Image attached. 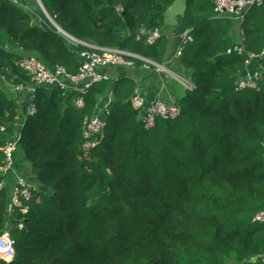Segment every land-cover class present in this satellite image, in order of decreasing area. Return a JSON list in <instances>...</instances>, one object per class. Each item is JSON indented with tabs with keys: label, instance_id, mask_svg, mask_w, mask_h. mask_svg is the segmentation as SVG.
Here are the masks:
<instances>
[{
	"label": "trees",
	"instance_id": "1",
	"mask_svg": "<svg viewBox=\"0 0 264 264\" xmlns=\"http://www.w3.org/2000/svg\"><path fill=\"white\" fill-rule=\"evenodd\" d=\"M176 1L41 0L71 38L157 62ZM215 1L186 0L180 26L193 42L183 50L184 77L196 88L178 100V118H159L153 129L132 107V89L111 81L92 87L82 110L75 94L38 88L37 112L21 130L26 112L0 89L8 131L0 135V166L9 136L20 133L16 169L20 154L36 180L27 213L11 209L10 188L0 190V237L8 233L16 244L14 260L0 264H260L264 225L253 220L264 212V74L259 91H236L246 58L227 54L236 23L215 11ZM23 4L0 0V76L30 85L17 64L33 57L77 74L81 53L91 49ZM241 28L248 50L262 53L264 5ZM156 30L161 39L150 45ZM98 115L106 120L103 139L85 161V122Z\"/></svg>",
	"mask_w": 264,
	"mask_h": 264
},
{
	"label": "built area",
	"instance_id": "2",
	"mask_svg": "<svg viewBox=\"0 0 264 264\" xmlns=\"http://www.w3.org/2000/svg\"><path fill=\"white\" fill-rule=\"evenodd\" d=\"M13 3H19V0H10ZM43 12L47 13L41 0H37ZM264 5V0H216L215 11L220 16L230 17L240 23V43L235 44L233 48L227 51V54L237 53L241 57L246 58V68L244 74L237 82L236 91L245 90L259 91V83L264 74V65L260 61L264 58V50L260 54L253 53L248 50L245 44L244 31L241 25L244 23L247 13L255 8ZM120 13L123 12L119 8ZM48 14V13H47ZM49 15V14H48ZM50 20H54L50 17ZM162 33L159 30L154 31L148 38L150 45H155L161 39ZM69 39V38H68ZM70 40V39H69ZM76 44L84 45L91 49L81 53V65L77 74H71L63 67L50 68L37 58H24L17 65L31 77V84L28 86L15 85L14 89L19 94H25L27 97V107L22 124L19 125L21 130L24 126L26 118L36 114V106L34 100L38 88L46 87L50 89H59L66 94H75L73 104L78 109H84L86 106V96L89 91L97 84L110 81L108 69L125 67L134 68L136 62L140 61L145 70H155L157 73L170 74L173 79L181 84L186 90L193 91L196 87L190 80H187L181 74H174L159 65L152 63L151 60L142 56L130 53L121 49L97 48L91 45L74 41ZM193 42L192 36L188 32L180 36L181 54L184 48ZM180 54V55H181ZM113 100L109 98L102 108V113L108 115V109L112 105ZM132 107L142 112V123L147 130L153 129L159 118L168 120L176 119L181 115V108L176 100L165 101L159 97L152 102H147L145 97L140 93H136L131 98ZM106 126V120L100 115L95 116L91 120H86L84 129L85 143L82 148V159L91 161L92 151L96 149L101 140ZM0 135H8L7 127L0 124ZM19 141H21L20 133L14 138L6 142L2 149L4 159L0 166V190H11V209H18L23 213H27V204L33 199L34 186L29 184L21 177L16 169V156L18 152ZM13 181V182H12ZM254 223L264 225V212L258 213L253 220ZM23 226L20 225V229ZM15 241L6 233L0 237V253L3 255L1 260L7 262V258L13 261L16 256ZM260 264H264V255L259 259ZM252 262H257L253 260ZM9 263V262H7Z\"/></svg>",
	"mask_w": 264,
	"mask_h": 264
},
{
	"label": "crops",
	"instance_id": "3",
	"mask_svg": "<svg viewBox=\"0 0 264 264\" xmlns=\"http://www.w3.org/2000/svg\"><path fill=\"white\" fill-rule=\"evenodd\" d=\"M185 7L186 0H179L177 6L171 11V13H169L168 17H166L167 22L166 28L163 30V35L167 37V43H165L166 45L165 47H163L165 48L166 53L162 59V62H157L153 59H149L152 63H155L174 74H181L180 69L175 66V60L181 54L180 36L186 32L180 26V17L184 15ZM239 30L237 36H235L234 32L232 33L234 45L240 43ZM147 71L148 70L145 71L142 65H136L134 68L118 67L108 69L107 73L109 74L112 84H118V87L120 88H131L132 91L130 92V97L134 96L136 93H140L143 97H145L147 102H152L157 97L165 101H178L184 94V89L181 94L174 87V85L171 84L172 81H176L170 74L157 73L155 70H149L148 72ZM145 72H147L148 76H145ZM0 86L9 92V97L15 99L19 103V105L21 106V112L25 111L27 107L26 95L17 93L14 89L15 84L12 81L6 80L1 76ZM109 98H112V100L115 98L113 93L107 95V97H105L103 101L106 102ZM9 137L10 139H12L15 137V134L12 136L10 135ZM17 164L18 174L23 177L29 184L34 186L36 184L35 177L31 173L30 166L23 162V158L20 154H18L17 157ZM11 188L12 186L9 189L10 193L12 190Z\"/></svg>",
	"mask_w": 264,
	"mask_h": 264
},
{
	"label": "rangeland",
	"instance_id": "4",
	"mask_svg": "<svg viewBox=\"0 0 264 264\" xmlns=\"http://www.w3.org/2000/svg\"><path fill=\"white\" fill-rule=\"evenodd\" d=\"M22 3H24V7L27 11H29L34 17H38L39 19H43L44 17L47 18L49 20V23L46 25L47 27H55L54 23L50 20V16L43 12V10L41 9V7L39 6V3L37 0H21ZM42 12V13H41ZM171 13V11L169 12ZM165 22H166V19H165ZM235 29H234V33H235V36H237L238 34V30L240 29V23L236 22L235 21ZM238 25V26H237ZM240 31V30H239ZM70 41L73 42L72 39H70ZM136 69H139V68H136ZM146 71V70H145ZM148 72V71H147ZM147 72H145V76L147 75ZM148 76V75H147ZM172 85H174V87L181 93L184 89V91L186 90L181 84H177L176 82H173L171 83ZM180 85V86H179ZM0 89L3 90L8 96H10L9 92L6 91L3 87L0 86ZM182 94V93H181ZM2 256H1V253H0V260H1ZM7 262H10V259H6ZM229 264H235V263H229Z\"/></svg>",
	"mask_w": 264,
	"mask_h": 264
},
{
	"label": "water",
	"instance_id": "5",
	"mask_svg": "<svg viewBox=\"0 0 264 264\" xmlns=\"http://www.w3.org/2000/svg\"><path fill=\"white\" fill-rule=\"evenodd\" d=\"M179 3V0H177L176 2H175V4L168 10V12L166 13V15H165V19H167L166 17H168V15H169V12L170 11H172L176 6H177V4ZM185 10H186V7H185ZM47 12V11H46ZM185 13V12H184ZM167 22V21H166ZM54 25H55V27L63 34V35H65V37H67V38H69V39H72V40H74V41H77V40H75L74 38H71L70 36H68L66 33H64L55 23H54ZM175 66L177 67V68H179L180 69V71H181V75L182 76H184L185 75V73H186V67H185V65H184V62H183V56H182V54L181 55H179L177 58H176V60H175ZM10 76L12 77L13 76V74L11 73L10 74ZM21 141H19V143H20ZM12 261H10L9 263H11Z\"/></svg>",
	"mask_w": 264,
	"mask_h": 264
},
{
	"label": "bare ground",
	"instance_id": "6",
	"mask_svg": "<svg viewBox=\"0 0 264 264\" xmlns=\"http://www.w3.org/2000/svg\"><path fill=\"white\" fill-rule=\"evenodd\" d=\"M1 256H3V255L1 254Z\"/></svg>",
	"mask_w": 264,
	"mask_h": 264
}]
</instances>
